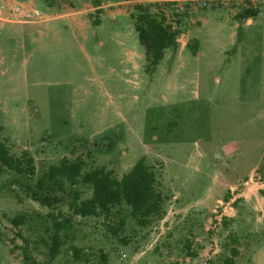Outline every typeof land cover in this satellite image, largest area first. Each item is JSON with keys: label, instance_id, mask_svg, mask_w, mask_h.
<instances>
[{"label": "rangeland", "instance_id": "rangeland-1", "mask_svg": "<svg viewBox=\"0 0 264 264\" xmlns=\"http://www.w3.org/2000/svg\"><path fill=\"white\" fill-rule=\"evenodd\" d=\"M128 1L131 13L136 4L150 5L179 33L176 51L153 74L145 73L132 25L129 85L118 76L108 80L123 55L108 40L36 67L20 61L0 77L1 140L14 156L31 155L35 167L32 177L0 174V264H223L233 252L234 264H251L257 246L251 236L264 223L243 192L249 182L258 185L263 193L253 200L264 203V0ZM244 9L257 15L240 19ZM102 12L93 11V25ZM97 65L100 89L90 81ZM77 66L73 79L68 73ZM114 103L123 120L108 108ZM18 118H25L22 126ZM101 128L106 132L97 134ZM140 159L158 173L163 196L161 213L147 227L124 205L108 220L75 216L74 195L92 196L79 178L58 180L62 190L36 184L49 167L72 162L81 163L82 174L104 168L120 179ZM37 189L55 203L33 200ZM20 214L27 221L21 229L11 224ZM55 224L60 246L50 259ZM110 227L120 230L113 235Z\"/></svg>", "mask_w": 264, "mask_h": 264}, {"label": "trees", "instance_id": "trees-1", "mask_svg": "<svg viewBox=\"0 0 264 264\" xmlns=\"http://www.w3.org/2000/svg\"><path fill=\"white\" fill-rule=\"evenodd\" d=\"M46 7H59L63 2H68L69 6L75 7L76 3H88L95 12L101 13L102 7L107 2H121L128 0H38ZM159 6V5H156ZM150 5L136 4L130 14L133 29L136 33L138 43L143 48L145 58V73L153 74L156 67L163 61L168 51H176L177 37L179 35L172 25L166 22V19L160 12L152 13ZM157 8V7H156ZM257 15L256 11L244 9L239 15L240 19L253 18ZM2 126L0 124V134ZM8 171L18 176L32 177L35 175L33 158L28 154L17 157L14 156L0 137V174L2 171ZM61 178H66L74 182L80 179L81 184L91 188L92 196L89 199L78 201L79 195L73 197L69 205L70 210L75 216L79 217H102L108 220L113 211L124 205L129 209L132 217L139 227H147L150 220L161 213L163 196L158 190V173L145 164L143 159L138 160L131 169L117 179L112 171L104 168H97L81 173V163H64L59 166H51L48 171L36 182L39 189H43L46 182H51L62 190ZM40 190L33 192V200H36L42 206L50 207L55 202L48 194H38ZM43 192V191H42ZM49 192V191H48ZM50 193V192H49ZM52 198V199H51ZM25 216L20 214L11 219V224L15 227L26 224ZM124 225V220L119 222ZM56 232L52 237V244L49 250L50 259H54L58 254L60 246L58 231L59 224H55ZM113 235L119 232V228H109ZM77 254V250L74 249ZM236 253L233 252L231 258H226L223 264H234L233 258Z\"/></svg>", "mask_w": 264, "mask_h": 264}, {"label": "crops", "instance_id": "crops-1", "mask_svg": "<svg viewBox=\"0 0 264 264\" xmlns=\"http://www.w3.org/2000/svg\"><path fill=\"white\" fill-rule=\"evenodd\" d=\"M246 0V4H250ZM63 4V3H62ZM60 5L59 7H46L39 3L38 0H0V77L11 75L12 69L15 65L22 63L27 65L31 60L33 66H40L42 62H48L49 57L55 55H71L73 51L82 53L83 45L91 46L94 41L98 45H103L104 41H112L123 47L122 59L119 61V70L115 72L113 68L109 70L108 80L115 82V77L124 84H131V76L133 74V55L131 49H125L126 45H131L132 41V23L130 19L131 7L130 1L109 4L103 7V12L97 25H93L91 21L93 18L94 8L90 4L85 3L81 8L69 7ZM122 4V7H117ZM20 5L26 11L38 10L40 16L31 21L18 20V14H11L12 7ZM4 6V9L2 7ZM244 7H248L245 6ZM103 31L102 33H100ZM105 31V32H104ZM103 38V39H101ZM168 53L165 54L163 60L168 58ZM143 58V49L142 54ZM200 56L199 52L193 54L192 58L197 59ZM181 56H178V58ZM177 59H171V62ZM97 67H92L91 83L96 88L102 87L100 74ZM69 77L78 78V66L69 71ZM96 79L99 81L96 82ZM110 110H114L117 114L118 120L121 118L119 108H116L115 103L109 106ZM24 109V108H23ZM24 117L29 120L30 116L25 110H21ZM2 113L0 111V118ZM101 118L106 120L105 114H101ZM25 118L16 119V126H22L20 120ZM25 121V120H24ZM19 123V124H18ZM105 123V122H103ZM1 124V123H0ZM22 124V125H21ZM1 126H4L1 124ZM103 130V131H102ZM106 130L101 128L97 134L105 133ZM224 146L223 148H227ZM31 156V155H30ZM258 185L247 183L246 191L243 192L245 200L254 205L255 210L258 211L256 219L264 223V203L259 204V200H253L254 195L257 197L263 193L259 191ZM257 199V198H256ZM264 200V197H263ZM258 204V207H256ZM24 226H18L21 229ZM261 234H253V242L257 246L252 247L251 264H264V231ZM263 240L260 242V238Z\"/></svg>", "mask_w": 264, "mask_h": 264}, {"label": "built area", "instance_id": "built-area-1", "mask_svg": "<svg viewBox=\"0 0 264 264\" xmlns=\"http://www.w3.org/2000/svg\"><path fill=\"white\" fill-rule=\"evenodd\" d=\"M235 1H246V0H235ZM208 4L206 2L202 3V6H207ZM4 9V6L2 7ZM10 13L13 14H18L19 18L18 20L21 21H31L33 19H36L40 16V13L38 10H33V11H26L24 8H22L20 5H16L12 7L10 10Z\"/></svg>", "mask_w": 264, "mask_h": 264}]
</instances>
